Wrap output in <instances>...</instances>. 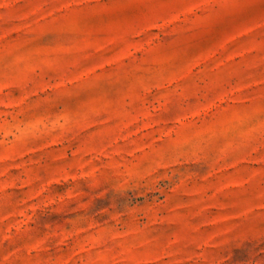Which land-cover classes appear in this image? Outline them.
<instances>
[{"label":"rangeland","instance_id":"1","mask_svg":"<svg viewBox=\"0 0 264 264\" xmlns=\"http://www.w3.org/2000/svg\"><path fill=\"white\" fill-rule=\"evenodd\" d=\"M0 264H264V0H0Z\"/></svg>","mask_w":264,"mask_h":264}]
</instances>
